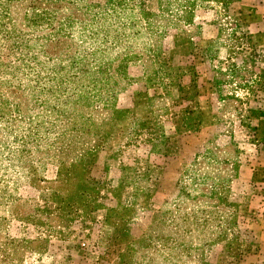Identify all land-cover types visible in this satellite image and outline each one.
<instances>
[{
  "label": "rangeland",
  "instance_id": "1",
  "mask_svg": "<svg viewBox=\"0 0 264 264\" xmlns=\"http://www.w3.org/2000/svg\"><path fill=\"white\" fill-rule=\"evenodd\" d=\"M187 110L164 205L120 202ZM0 264H264V0H0Z\"/></svg>",
  "mask_w": 264,
  "mask_h": 264
},
{
  "label": "crops",
  "instance_id": "2",
  "mask_svg": "<svg viewBox=\"0 0 264 264\" xmlns=\"http://www.w3.org/2000/svg\"><path fill=\"white\" fill-rule=\"evenodd\" d=\"M188 111L184 114V119L179 124L170 122L168 127L169 136L163 138H156V142L160 145H152L149 149H144V151L138 150V145L136 142L143 147V143L138 142L135 138L133 141L132 153L128 146H120L117 148V162L118 168L128 169L130 164L133 165V170L138 171L132 173L130 177H117L111 180V185L120 187L119 200L123 202L126 206L136 205L139 201V191L138 186L143 185L146 187V193L148 198V205L150 210L158 212L165 203V198L161 199V194H164L162 188L165 179V173L170 167L177 165L180 170H183L185 165H187L194 157L199 148V143L194 145L190 143L189 132L193 128H197L198 122L190 120V115ZM139 123V133L140 138L143 140L145 137L149 136L147 133V127L142 128L146 123L148 114H138ZM182 118V116H180ZM159 127V126H158ZM208 128V127H206ZM143 133V134H142ZM145 133V134H144ZM199 133L197 130L196 134ZM143 136V137H142ZM154 138H151V140ZM147 141L144 139L143 141ZM192 140V139H191ZM136 141V142H135ZM198 153V152H197ZM140 180H144L141 182ZM113 183V184H112Z\"/></svg>",
  "mask_w": 264,
  "mask_h": 264
}]
</instances>
